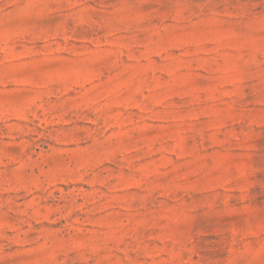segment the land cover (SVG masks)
Segmentation results:
<instances>
[{
    "label": "rangeland",
    "instance_id": "obj_1",
    "mask_svg": "<svg viewBox=\"0 0 264 264\" xmlns=\"http://www.w3.org/2000/svg\"><path fill=\"white\" fill-rule=\"evenodd\" d=\"M0 264H264V0H0Z\"/></svg>",
    "mask_w": 264,
    "mask_h": 264
}]
</instances>
